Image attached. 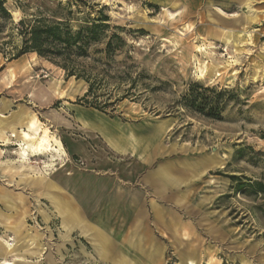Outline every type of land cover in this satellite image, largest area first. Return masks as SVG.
I'll list each match as a JSON object with an SVG mask.
<instances>
[{"label":"rangeland","instance_id":"374dc122","mask_svg":"<svg viewBox=\"0 0 264 264\" xmlns=\"http://www.w3.org/2000/svg\"><path fill=\"white\" fill-rule=\"evenodd\" d=\"M242 1L8 0L14 23L24 15L21 4L30 16H68L74 28L106 6L111 24L124 28L126 45L107 65L111 76L96 97L119 100L100 110L81 101L89 86L84 79L67 77L35 52L14 57L21 37L0 19V127L34 114L68 153L56 161L47 153L22 159L11 132L0 135V247L9 240L32 249L0 253V264H114L121 253L129 264H264V191L249 185L264 184V0H253L255 14ZM141 71L147 78L122 99ZM194 83L232 91L221 119L184 107L182 96ZM83 114L97 124L103 119L117 136L83 121ZM113 138L130 149H115ZM80 142L90 153L101 144L120 164L100 169L98 156L70 148ZM127 163L139 183L136 207L109 221L100 214L104 194L88 193L85 201L58 186L65 172L125 183L119 167ZM51 194L106 237L105 257L93 236L64 227ZM16 221L22 233L14 232Z\"/></svg>","mask_w":264,"mask_h":264},{"label":"trees","instance_id":"16d2710c","mask_svg":"<svg viewBox=\"0 0 264 264\" xmlns=\"http://www.w3.org/2000/svg\"><path fill=\"white\" fill-rule=\"evenodd\" d=\"M7 3L8 0H0V19L12 23V29H15L17 35L21 37V44L14 47L17 50L14 57L35 52L38 56L63 68L67 77L74 76L77 79H84L88 83V90L81 97V101L83 100L100 110L114 106L119 100L118 98L112 101L109 98L104 102H99L96 99L98 90L102 88L106 78L111 76L107 72V65L115 54L126 45L122 36L124 28L111 24V16L106 11V6H102L98 10V18L93 20L88 18L84 23L74 28L68 16L62 14L46 16L42 13L30 16L25 10L27 5L21 4H18V8L23 11L24 15L14 23L12 12ZM3 27L4 22L0 23V32ZM9 36L11 37V34ZM9 43L10 41H5L2 44ZM99 44L103 46H98ZM93 47L95 48L92 52ZM94 54L99 56H93ZM91 58H93V62H88V59ZM94 62L98 64L95 66ZM120 73L123 74H118L117 77L125 80L126 72L120 71ZM143 78H147V75L141 71L131 79L130 87L122 99L133 93L132 90L136 88L137 81ZM230 92L232 91L227 88L219 89L194 83L189 91L182 96L183 105L207 118L221 119L227 104L225 96ZM111 95L112 93H108V96ZM249 185L257 186L258 191H264V184L261 182H253Z\"/></svg>","mask_w":264,"mask_h":264},{"label":"crops","instance_id":"0c3cea01","mask_svg":"<svg viewBox=\"0 0 264 264\" xmlns=\"http://www.w3.org/2000/svg\"><path fill=\"white\" fill-rule=\"evenodd\" d=\"M244 2L245 0L242 1L243 5ZM56 121H57L56 123L58 124L59 118H57ZM101 143L103 146H105V148L110 146L106 140H103V142ZM102 145L99 144L98 146L99 150L95 151V153L94 152L90 153V151L87 150L89 146L88 143H84V142H80L77 145H72L70 148L72 150L79 151L88 159H90L92 155L98 156L97 166L100 169L108 170L109 172L113 171L120 163L113 162L106 154L107 150L106 149L104 150ZM128 157L129 158L131 157L130 154H127L126 157L123 158L126 159ZM128 165L129 163H127L125 167L119 165L120 166L119 170L121 171L122 178L125 183L120 181H112V179L109 182L108 181L104 182L103 180H101L102 183H99L97 180H90L86 177L81 178L77 175H74L72 172H65L64 179L61 178L57 179L58 186H62V188H68L69 190H73L78 193L80 192L83 198L85 199V201L88 200L87 199L88 193L89 194L91 193L93 196L98 192L101 195L104 194L107 199V207L100 214L102 215L104 221H109L110 219L108 218L109 216L120 215L122 213H126L129 210L132 211L136 207L135 201L138 198V194H139V188L136 186L139 185V183H138V179L136 178L135 170L133 169V167L128 169ZM101 195L99 196L101 197ZM76 226L80 227L83 234L87 236H93V239L96 242V246L98 247L97 249L99 254L105 257L106 256L105 250L109 244L108 240H106V237L103 235L101 236V233L96 230H94V233H92V229L90 225L85 220L80 219V222ZM121 254H122L121 257L117 259L114 262V264H129L128 254L125 253H121Z\"/></svg>","mask_w":264,"mask_h":264},{"label":"bare ground","instance_id":"6f19581e","mask_svg":"<svg viewBox=\"0 0 264 264\" xmlns=\"http://www.w3.org/2000/svg\"><path fill=\"white\" fill-rule=\"evenodd\" d=\"M244 4L248 7V11L250 12V14H255L256 11L254 9L253 0H247L244 2ZM80 118L85 122H89V124L91 123L95 126L98 125L102 130L105 131V133L110 134L112 137L117 136L116 135L117 131L110 129L108 127L107 123L103 119L99 118L98 119L99 124H97L94 121H92V122L88 121L84 114ZM95 121H97V119ZM5 128L11 132L12 137L16 138L15 144L18 145V147H19L18 154H19L20 158H22V159H28L31 156L41 155V154H45V153L51 155L52 161H56L58 159H63L64 156H68V153L65 150V146H64L63 142L58 137H56L54 133H51V131L48 127L43 126L42 123L38 120V118L34 114H32V115L27 114L25 117L21 118L17 124H12L9 127H6V126L0 127V135L5 134V132H4ZM111 131H112V133H111ZM118 133H119V131H118ZM5 143H8V142H5ZM128 145L132 146L131 152H133V149H135V144L132 143V144H128ZM113 146L115 147V149L122 151V152H127V150L130 149V148H128V146L126 144H124V142H122V140L119 141L116 138H113ZM144 148H145V146H144ZM45 185H47V187H53L50 182H47ZM47 195H50V194L48 193ZM51 197L55 203L56 208L58 209V211L61 213V215L63 217L64 227L68 231L72 230L80 222V217L78 216V214L74 210L69 211L67 209V206L65 205V202L62 201L61 198H58L54 194H51ZM68 214H70V217L68 216ZM10 224H12V226H13L12 228L14 229L15 233H22L23 232L22 223H20V221H16L15 223L12 222ZM101 236H102V234H101ZM19 241H21V240H19ZM16 243H17L16 245H13L8 240L6 245L5 244L1 245L0 253L12 254V253L16 252L18 250V247L21 245H23V248L25 247L26 250H29V251L32 250L30 248V245L28 242L22 241V244H20V245H19V242H16ZM23 243H25V244H23ZM37 248L40 249V247H37ZM104 249H105V247H104Z\"/></svg>","mask_w":264,"mask_h":264}]
</instances>
